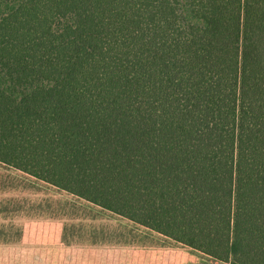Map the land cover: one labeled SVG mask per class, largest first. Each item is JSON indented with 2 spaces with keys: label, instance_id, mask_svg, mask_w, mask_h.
<instances>
[{
  "label": "trees",
  "instance_id": "obj_1",
  "mask_svg": "<svg viewBox=\"0 0 264 264\" xmlns=\"http://www.w3.org/2000/svg\"><path fill=\"white\" fill-rule=\"evenodd\" d=\"M0 162L264 264V0H0Z\"/></svg>",
  "mask_w": 264,
  "mask_h": 264
},
{
  "label": "crops",
  "instance_id": "obj_2",
  "mask_svg": "<svg viewBox=\"0 0 264 264\" xmlns=\"http://www.w3.org/2000/svg\"><path fill=\"white\" fill-rule=\"evenodd\" d=\"M100 210L0 162V264H139L138 255L153 252L131 240L122 246L117 222L90 218Z\"/></svg>",
  "mask_w": 264,
  "mask_h": 264
},
{
  "label": "rangeland",
  "instance_id": "obj_3",
  "mask_svg": "<svg viewBox=\"0 0 264 264\" xmlns=\"http://www.w3.org/2000/svg\"><path fill=\"white\" fill-rule=\"evenodd\" d=\"M100 211L101 213H91L90 218L117 222L113 226L114 230L120 231L122 234V246L131 240L129 243L131 245L134 243L138 249L145 247L148 250H153L145 255H138L137 262L139 264H228L206 257L182 244L179 245L148 228L131 223L124 217L105 210Z\"/></svg>",
  "mask_w": 264,
  "mask_h": 264
}]
</instances>
